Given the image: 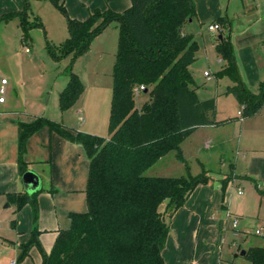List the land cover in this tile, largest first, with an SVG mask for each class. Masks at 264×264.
Instances as JSON below:
<instances>
[{
  "label": "crops",
  "instance_id": "obj_1",
  "mask_svg": "<svg viewBox=\"0 0 264 264\" xmlns=\"http://www.w3.org/2000/svg\"><path fill=\"white\" fill-rule=\"evenodd\" d=\"M193 1L197 14L196 2ZM225 1L227 9L224 14V0L208 2L216 19L208 21L206 26L217 22L219 17L227 21V26L223 22L219 23L221 29L214 32L207 28L210 33L209 47L213 53H207L204 41L200 53L204 54L207 61L217 59L218 71L223 60L215 50L216 39H219V34L222 37L228 36L243 84L253 93H257L259 82L264 79V0ZM64 4L70 17L82 20L96 8L123 11L129 7L130 0H64ZM22 7L23 0H0V16L19 11ZM34 10L37 12L36 8ZM34 16L39 17L38 14H33L28 19L32 21ZM56 20L57 24H61V29L57 32L62 37H52L56 40L54 43L68 36L64 15L62 20L58 17ZM187 23L183 32L192 33L197 40L198 59L200 41ZM109 27L108 25L94 37L88 51L74 61L72 70L83 82L84 91L71 107L62 111L58 98L68 81V59L54 60L48 53L43 56L31 53V49L21 54L19 51L22 50L23 33L21 34L19 18L14 16L8 20H0V88H3V93H0L3 96L0 101V246L3 247L2 250L10 249L11 254L16 251L17 257L13 258L16 260L15 264L18 262L19 245L29 238L34 226L40 230V244L48 253L58 232L69 226L70 212L86 210L85 189L89 165L81 143L69 140L43 125L28 136L22 155L26 161V170L34 171L39 177V187L28 193L18 170V124L31 122L35 116H45L71 130L100 135L104 121L100 117L103 116L108 99L107 89L103 88L101 78L107 69L103 61L111 53V48L107 49V43L103 42L102 37ZM63 61L66 66L62 75L60 65ZM46 67L48 74L52 75V80L47 85ZM208 73L205 75L203 71L204 76L209 79L211 74L209 71ZM3 77L7 81L1 84ZM224 78L229 81L224 80L223 89L205 98L197 96L198 86L193 83L198 99L215 98L216 112L221 96L231 94L235 103L237 102L232 93H225L226 87L233 84L228 77L215 76L216 83H219L218 79L223 81ZM237 112L238 110L234 116L238 117ZM263 113L264 106L250 118L259 120ZM234 116L222 115L218 118L215 114L216 120ZM250 118L241 120V124ZM236 123L237 120H231L218 125H201L195 127L182 141L180 148L190 173L197 174L204 170L208 181L198 185L187 196L184 204L167 217L169 229L162 250L164 264H249L239 254L240 250L263 245L246 242V238L251 234L250 222L257 218L264 221V197L256 188L264 189V133L254 131L243 139L242 134L237 136L235 133ZM218 144L231 150L232 159L221 153L217 148ZM164 157L166 154L156 163ZM173 157V161H165L157 171L148 175L184 174V162L175 153ZM211 162H216L214 169ZM241 185L244 186L245 193L238 192ZM8 192H25L33 196L38 211L36 220L33 219L31 202L15 210V204L7 200ZM12 219L15 220L14 227L10 225ZM234 219H237L235 227L232 225ZM242 240L246 242L243 245ZM36 248L32 246L29 249L24 257L26 264H30L27 257L31 254L36 258L37 264H42L41 253L36 252Z\"/></svg>",
  "mask_w": 264,
  "mask_h": 264
},
{
  "label": "trees",
  "instance_id": "obj_2",
  "mask_svg": "<svg viewBox=\"0 0 264 264\" xmlns=\"http://www.w3.org/2000/svg\"><path fill=\"white\" fill-rule=\"evenodd\" d=\"M31 0H23L19 11L4 13L0 20L19 18L22 40L28 28L42 27L38 16L29 20ZM50 1L65 17L68 36L58 42L45 40L48 55L60 60L68 55V81L59 93V108L71 107L84 91V84L72 70L94 37L113 22L118 24L117 47L111 69V99L107 136L71 130L45 116L18 124V170L26 171L22 155L30 134L43 125L83 145L89 160L85 189L87 208L70 212V223L58 232L50 251L43 250L40 230L34 226L29 238L19 245L18 260L32 246L42 264H164L162 250L168 234L169 217L187 196L208 181L206 171L191 174L180 145L195 128L223 124L238 117L216 120L215 98L198 99L187 67L196 59L198 42L184 25L196 15L193 0H130L123 11L92 10L85 19L68 15L64 0ZM218 23L227 21L219 17ZM215 50L223 60L216 77H228L241 118L254 115L264 105V79L253 93L242 82L229 37L216 39ZM144 86L149 99L136 106L134 88ZM185 164L179 176H156L144 172L170 151ZM264 197V189L258 187ZM7 200L19 210L31 202L33 219L37 206L25 192H8ZM11 227L15 220L10 221ZM249 264H264V245L245 249Z\"/></svg>",
  "mask_w": 264,
  "mask_h": 264
},
{
  "label": "rangeland",
  "instance_id": "obj_3",
  "mask_svg": "<svg viewBox=\"0 0 264 264\" xmlns=\"http://www.w3.org/2000/svg\"><path fill=\"white\" fill-rule=\"evenodd\" d=\"M33 2V3H32ZM196 6H197V14L194 17V19L191 22H188V28L196 33L197 38L200 41V49H199V57L194 62H192L190 65H188L187 69L191 76L194 79V84L197 85V96L199 98H205L210 97L215 94V92L218 90L220 91L223 89V82L224 80H228L227 78L222 79L223 81L218 79L219 83H216L215 76L213 73L217 70L219 64L217 62V59H210L209 61L206 60L204 54L200 53L201 51V44L204 41L205 46L207 47V53L208 51L213 53L210 46V33L207 30V22L215 18L214 11L211 10V8L208 5L209 0H195ZM32 4L35 5L34 10ZM227 6V1L224 0L223 4V13H225V9ZM227 12V11H226ZM33 14H38L40 20H42V27L40 26H33L28 28V35L27 39L25 41L22 40V50L19 52H27L25 51V47H29V50L31 49V53H36L39 55L47 56V50L45 47V40L47 39L49 42H53L56 40H53L52 37H55L54 39L61 38V34L57 32L58 29H61V24H57L56 18L63 19V14L48 0H31L30 1V9H29V18ZM216 19V18H215ZM110 27L107 28L103 34V42L107 43V49L111 48V53L106 55L105 60L103 61L104 66L107 67L105 73L102 74L101 78L103 80V85L106 86L103 88L107 89L108 99L105 104L104 113L103 116L101 115L100 119L103 121V126L100 130V135H107L108 134V114H109V108H110V96H111V65L114 62L115 53L113 52L114 46H115V38L118 35V24L116 22H113L109 25ZM63 28V27H62ZM21 34H22V29ZM57 32V33H56ZM54 33V34H53ZM54 35V36H53ZM116 35V36H115ZM94 39V38H93ZM92 39V40H93ZM92 42V41H91ZM91 44V43H90ZM117 44V43H116ZM111 45V46H110ZM90 47V46H89ZM96 48V47H95ZM88 51V50H87ZM110 51V50H109ZM22 54V53H21ZM45 58V57H43ZM68 59V64L70 63L71 56L68 55L62 59ZM60 59V60H62ZM97 59V58H94ZM97 61V60H96ZM96 61H94L96 63ZM73 65V64H72ZM66 66L64 64V61L61 62L60 65V71L61 74H64L63 68ZM46 67V79H45V85L50 83L52 80V75L48 74ZM203 71H209L210 77L209 79L206 78L203 74ZM229 81V80H228ZM234 97L231 94H228L226 96H221L218 100V106H217V112L216 115L218 118H220L222 115H229L234 116L236 115V111L240 110L239 104L233 99ZM149 99V95L147 92H139L135 96L136 106H140L143 101ZM264 106V105H263ZM84 115V114H83ZM250 118V116H247ZM246 117H242L239 115L237 119V125L235 127V133L237 136L243 135V139L245 136L251 134L252 132L256 131L259 133H264V113L262 116L259 117V120H251L252 118L243 121L241 124V120L245 119ZM107 120V122H106ZM238 139V137H237ZM217 148L221 150V153L227 157L232 159V152L229 148H225L223 145L218 144ZM218 151V150H217ZM174 153L175 151H170L166 154V157L162 159V161H159L155 165L151 166V168L147 169L144 174H149L157 171V168L160 167L165 161L170 162L174 160ZM211 167L214 169L216 162H211ZM240 189L243 193H245V188L243 185L240 186ZM250 232L251 234L247 235L246 242L251 241V243L255 244H263L264 245V221L255 219L253 222H250ZM258 228L262 233L256 234L254 231ZM246 242H243L242 245ZM2 246H0V264H8L9 260L14 257H17L16 251L14 254L10 253V249L2 250ZM36 252L39 253L38 248H36ZM19 254V253H18ZM29 259L30 264H37L36 258H33L32 254L31 256L27 257ZM35 261V262H34ZM17 264H26V259L18 260Z\"/></svg>",
  "mask_w": 264,
  "mask_h": 264
},
{
  "label": "built area",
  "instance_id": "obj_4",
  "mask_svg": "<svg viewBox=\"0 0 264 264\" xmlns=\"http://www.w3.org/2000/svg\"><path fill=\"white\" fill-rule=\"evenodd\" d=\"M207 28H208V30L209 31H212V32H214V31H219L220 29H221V26H220V24L218 23V22H211V23H209L208 24V26H207ZM25 51H29V47H25ZM204 74L205 75H208L209 73L207 72V71H204ZM6 81H7V79L6 78H1V84H4V83H6ZM142 89H144V86L143 85H140V86H138V87H135L134 88V90H135V92L138 94L139 92H140V90H142ZM0 93H3V88L1 87L0 88ZM3 100V96H0V101H2ZM241 110H242V106L240 107V110H238V114L240 115L241 114ZM238 192H241V190H238ZM236 224H237V219H234L233 220V222H232V225L235 227L236 226ZM256 234H260V233H262L258 228L257 229H255V231H254ZM263 235H264V233H262ZM16 263V260L15 259H13V260H11L10 261V264H15Z\"/></svg>",
  "mask_w": 264,
  "mask_h": 264
},
{
  "label": "water",
  "instance_id": "obj_5",
  "mask_svg": "<svg viewBox=\"0 0 264 264\" xmlns=\"http://www.w3.org/2000/svg\"><path fill=\"white\" fill-rule=\"evenodd\" d=\"M218 38H222V34L218 35ZM144 92H146V90H144ZM22 180L24 182V185L26 187V190L28 191V193H30L31 191L37 189L39 187V177L38 175L32 171V170H26L23 174H22ZM245 253V250L242 249L240 250L239 254L243 255Z\"/></svg>",
  "mask_w": 264,
  "mask_h": 264
}]
</instances>
